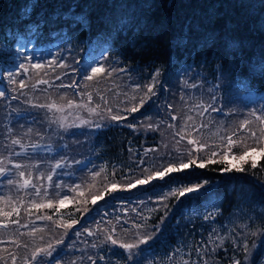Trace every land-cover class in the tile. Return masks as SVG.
Segmentation results:
<instances>
[{
    "label": "trees",
    "instance_id": "16d2710c",
    "mask_svg": "<svg viewBox=\"0 0 264 264\" xmlns=\"http://www.w3.org/2000/svg\"><path fill=\"white\" fill-rule=\"evenodd\" d=\"M34 2L35 7L31 11L30 19L21 20L25 9L33 0H0V76H6L7 72L14 71L19 60L17 43L10 33L23 32L25 25L37 21L41 13L43 18L48 20L55 11L67 13L71 10L73 15L85 14L89 21L88 27L78 24L69 26L70 21H58L55 24L49 22L39 35L26 37V41L30 39L34 44L48 48L73 43L77 48V61L73 62L77 72L95 58L106 67L127 68L147 76L149 80L142 83L143 80L137 79L133 73L131 78L134 80L130 82L129 76L125 73L124 75L113 73L112 77L102 79L99 83L95 79L89 81L92 88L95 87L94 93H102L108 101L107 104L104 100L101 101L103 110L106 107H113L114 114L125 116L126 119L119 124L113 122L110 126L98 129L92 138L85 140V146L83 144L79 146L77 156L81 157L85 155L86 149L91 148L89 146L92 141L93 153L101 165L96 172L101 174L93 177L92 173H85L82 195L74 192L71 196L69 209L75 211L73 216L75 220H80L83 205L93 208L92 203H88V197L93 198L96 194L104 193L105 188L111 184L135 183L136 180L143 179L155 171L163 170L170 163L178 167L181 162H187L190 153L207 160V156L203 155L206 150L196 152L185 146L175 153H168L165 157H157L162 159V163H157L160 165L158 168L155 164L150 168L141 163L155 157L153 155L155 148L163 139V134L159 131L168 128L167 124H160L158 130H147V125L152 124L154 118L146 114L147 118L143 117L144 112L147 113L154 108H159L161 112L163 101H168L171 105L169 108L174 109L179 97L173 96L178 92H171V89L174 88V82H176L174 86L183 83L182 77L188 66L191 65L198 71H209L213 77L221 81L228 93L229 86L234 81L249 84L258 91L264 90V77L260 75V65L264 63V0H34ZM185 33L186 46H177L178 38H182ZM230 43L237 46L230 48L228 46ZM84 52L89 55V59L83 56ZM157 72L158 80L162 83L157 90V96L145 108L130 114L126 109L138 104L137 99H131L135 96L132 93L135 84L139 83L143 90V86L150 83L151 77ZM79 73L84 77V73ZM124 84H128L129 88ZM119 86H123L121 89L126 93L122 96L124 99L120 96L114 99L111 96L115 89L120 88ZM4 87V91H7L6 84ZM142 90L140 94L135 91L136 96H141ZM112 100L115 101L114 105L111 104ZM116 102L118 106L115 105ZM174 113L175 110H172L171 115ZM40 117L41 120L33 126L36 130L34 133L36 136L32 139L34 141L48 138L46 131L51 133L48 126L52 121L48 110ZM137 117H142L140 123ZM135 119L137 122L134 123ZM235 120L239 121V118ZM127 124H135L137 127L134 130L126 127ZM1 129L3 132L6 131L5 127ZM184 135L187 141L188 135ZM4 136L0 134V137ZM238 136L240 139L243 138V131ZM73 139L82 140V136L69 137V140ZM171 154L177 159L170 161ZM219 158L220 156H216L214 159ZM253 158L257 160L258 168L252 170L250 164L245 165L247 169L245 173H221L218 169L223 165L218 163H209L203 169L192 166L171 174V180L156 179L134 189L120 190L116 194L119 198L113 199L129 202L144 196L149 198L157 196L154 202H158V205L154 209L162 207L163 204L168 205L167 225L147 251L148 255L156 256L162 263L164 256L180 242L191 241L192 238L201 236L199 227L190 225L187 213L204 208L209 203L217 205L219 216L216 220L220 224L226 221L234 222L235 217L240 216L241 221L234 222L239 234L242 225L247 226L244 231L248 233L264 230V159L258 154ZM199 162L198 159L197 164ZM227 163L239 162L228 157ZM104 166L106 171L101 172ZM145 169L148 171L145 172ZM90 180L95 183L93 186L96 188L93 192L89 190ZM205 180L209 181V184L196 194H189L179 200L174 197L166 201L159 199L173 188H183L203 183ZM0 197L5 198L0 200V209H3L1 205L9 200L6 209L10 208L8 212L12 213L15 204L13 205L14 201L10 199L11 195L1 194ZM55 206L54 204L51 209L46 207L37 209H40L39 213L42 214L44 211L52 212ZM162 214V211H155L149 216L147 223L156 224ZM13 216L2 215L0 219ZM17 217L22 220L28 219L25 207L20 206ZM19 232L18 229H12L7 243L2 248L0 245V264H13L11 259L13 255L16 256L15 264H25V258L31 259L32 256L29 249L41 246L40 242L33 243L29 239L35 236L33 229L28 233ZM18 239L19 243L16 245ZM248 241L251 246V236L248 237ZM22 244L24 245L21 246ZM237 244L242 245L239 236ZM22 250L28 252L27 257L16 255ZM114 251L120 253L123 250L117 248ZM206 257L211 259L213 264H233V260H240L243 264L245 253L242 246L234 247L232 240H225L223 247L207 252ZM263 257L264 248L258 249L253 257H250L249 264H258ZM144 258L147 259L140 258L141 264H146ZM38 260L44 261L46 258L39 256ZM116 261L117 264H126V260L119 255Z\"/></svg>",
    "mask_w": 264,
    "mask_h": 264
},
{
    "label": "rangeland",
    "instance_id": "374dc122",
    "mask_svg": "<svg viewBox=\"0 0 264 264\" xmlns=\"http://www.w3.org/2000/svg\"><path fill=\"white\" fill-rule=\"evenodd\" d=\"M83 56L89 59V55L86 52L83 53ZM26 57H32L33 59L29 62ZM76 57L77 48L73 43L69 42L63 47L48 48L36 45L32 40L30 43H26L23 54L19 55V60L15 67L16 69L19 63H24L28 71L24 72L21 69L15 72L14 69L16 75L15 84L9 82L7 75L0 76V91H4V84L8 87V90L5 91V96L0 97V134L5 135L0 137V167L10 169V171L0 175V195H11L10 199L14 201L13 205L15 204L11 210L12 216L13 214L14 216L0 219V221L8 224V227L0 228V245L2 248L7 243L6 241L11 237L10 232L12 229L20 230L19 233L24 231L28 233L31 229H35L33 231L35 236L29 237V239L33 243L40 242L41 246L39 248H46L49 244L56 246L57 240L62 239L64 241L57 248V253H54L60 264H93V260L96 264H117L116 254L119 252H115L114 249L120 248L112 246L110 242H105V236L110 234L113 238L124 243L135 242L137 239L135 234L145 231L144 229H137L135 225L143 224L145 222L144 217L153 215L154 212L149 210L154 209L158 205V202H154L157 196L151 198L144 196L135 201L122 202L114 200L113 197L105 193V199L99 200L97 206L90 207L89 209L94 210L87 215V218L81 217L78 220L80 223L74 225L72 230H68V235L65 236V228L60 225L70 223L73 220V216H75V211L69 209L71 196H73L74 192L82 193V186L85 184V173H92L93 170L97 171L98 167L101 166L93 153L92 141L89 146L91 148L85 150L84 156H77L78 148L81 144L85 146V140L92 138L98 130L94 127L95 124H109L107 119H101V116L107 117L108 114L101 106L102 99L100 95L94 93L95 87L92 88V84L84 80L80 76L81 74L74 69L73 62L77 61ZM54 60L55 63H52ZM37 62L43 64L44 67L40 69L32 68L31 64ZM60 64H66L67 67H59L58 65ZM133 73H135L137 79L143 80L142 83L149 81L147 76L128 69L125 74L129 76L128 80L130 82L134 80L131 78ZM20 80H24L27 86L21 89L19 86ZM182 80L183 83L177 86H174L176 84L174 82V88L171 89V92H178L177 95L173 96L179 97L176 105L174 104V109L168 107V101H163V110L161 112L159 108H154L152 111L148 110L147 113L144 112L143 117L148 115L154 118L152 119L153 122H151L152 125L156 126L157 130L160 124L168 125V128L159 131L163 134V139L155 148V153H151L155 157L148 161H143L147 167L153 168L155 164L158 168L160 165H157V163H162V159L157 157H165L168 153H175L185 146L191 151H196L198 144L201 142L209 145L208 148L211 149L205 148L201 150V152L206 150L203 155L208 156L211 151L220 152L223 147L220 137L231 135L237 131L240 121L245 118H251L248 116L251 109L259 110L264 106V100L259 99V96L264 94V90L258 91L249 84L234 81L229 86L230 90L228 93L226 87L223 88L221 81L213 77L207 70L198 71L190 65L186 69ZM40 81H48V83H40ZM73 81L76 82L77 86L68 87ZM161 84L160 82L156 91L160 89ZM61 85H64V87H61ZM85 85L88 86L86 87ZM191 85H195V87H191ZM119 87L115 89L114 94H111L114 99L119 98L118 96L124 99L122 96L126 95L121 89L123 86ZM125 87L129 88L128 84ZM14 88L16 91H13ZM135 91L132 93L136 96ZM140 92L138 91V94ZM85 93L92 94L93 100L91 102L87 101ZM249 93H252V95H249ZM213 96H215V100H213ZM12 97L17 98L12 99ZM136 97H138L137 100L139 101L140 96ZM69 100L84 101L89 103L90 107H95L99 104L100 108L97 113H90L86 108H77L75 106L72 108L64 107L63 111L33 107V105L48 104L53 101L58 105H66ZM114 102L112 100L111 104L114 105ZM208 104H213V106L222 109V111H204ZM115 105L118 106L117 102ZM197 105L201 106L196 107ZM112 109L114 112L113 107ZM47 110L52 124L48 126L51 133L45 130V134H48L50 138L44 137L41 141H34L32 139L36 136L34 134L36 130H34L33 126L41 120L40 116ZM172 110H175L173 115L177 117L176 120L171 119L173 116L171 115ZM201 112L204 114L200 115ZM188 116L193 117V120L187 121ZM234 117L239 118V121L235 120ZM141 120L142 117L138 118L139 123ZM83 121H89L90 123H83ZM185 121H187V126H185ZM135 122H137L136 119L134 120ZM61 124L64 127H61ZM170 125L175 127H170ZM202 125H207V127L201 129ZM257 125L258 122L253 127H257ZM2 127L6 128L5 132L2 131ZM181 128L184 129L182 135H188V140H197V145H190L188 140L181 139V136L176 135V132ZM74 135H81L82 140H69V137ZM238 135L234 138L240 139ZM16 139L20 140V144L12 143ZM177 141H179L178 144ZM73 142L75 143L73 144ZM33 145H37V147L33 148ZM149 151L151 152L150 149ZM233 151L238 155L236 149H233ZM255 155L257 154H253V156ZM229 157L230 160L239 162L232 159L231 156ZM174 159L177 158L172 157L171 154L169 160L172 161ZM77 161L84 162L87 166L84 167L83 164L76 163ZM57 162L62 163L64 167L56 169L57 174H53V180L49 182L47 175L50 174L51 169ZM17 164L21 165L19 169L16 167ZM21 171L25 173L24 177L19 176ZM25 179H30L37 188L41 189L40 196L35 195V190L31 186L26 188L20 186ZM8 180H12L13 184H8ZM16 181L20 183H16ZM56 183H61L68 187L56 189L53 187ZM88 183L90 184L89 190L93 192L96 188L93 186L95 184L94 181L90 180ZM76 185L79 187L74 188L73 186ZM45 190L48 193L47 196L44 195ZM56 192H60V197L56 196ZM65 195L68 199L64 201L63 205L54 203L56 205L55 209L58 207L59 212L54 209L52 212L44 211L41 214L39 213L40 209L38 210L32 206L33 203H46L49 198L56 201ZM99 195L101 194H96V196ZM15 196L16 199L14 200ZM92 199V197H88V203ZM6 202L10 201L6 200ZM7 203L1 205L5 212L10 210V208L6 209ZM20 206L26 208L27 220L18 218V213L13 210L15 208L20 211ZM85 207L87 206L83 205L82 212ZM31 214L34 215L30 218L29 215ZM206 215L211 218L205 220L204 217ZM38 216H51L52 219L41 220L37 219ZM218 216L219 210L215 203H209L204 208L189 211L187 213L188 221L190 225L199 227L201 236L194 237L191 241L180 242L171 252L164 256L162 263L157 260L156 256H150L145 252L142 255V257H147V259L144 258L146 259L145 263L213 264L212 260L207 259L206 256L207 252H212V249L216 248L219 243L216 240V236H227L225 240H232L233 236L238 239L239 233L234 222L241 221L240 216H236L234 222L226 221L220 224L216 220ZM12 220H16L18 223L13 224L11 223ZM113 227H115V231H113ZM85 228L95 232L96 235L88 236L84 233ZM76 231L82 233L79 238L75 235ZM210 233L213 243H209ZM38 236L41 237L38 238ZM18 243L19 239L16 245ZM26 244L28 245V242ZM93 244L96 247H92ZM34 249H37V247L33 246L29 250L33 253ZM16 255L27 257L28 252L22 250L20 254ZM40 256L44 257L43 254H40ZM89 257H92V260H89ZM51 259L46 258V260ZM262 260H264V257ZM52 264H56V261L53 260Z\"/></svg>",
    "mask_w": 264,
    "mask_h": 264
},
{
    "label": "snow or ice",
    "instance_id": "6c2138e0",
    "mask_svg": "<svg viewBox=\"0 0 264 264\" xmlns=\"http://www.w3.org/2000/svg\"><path fill=\"white\" fill-rule=\"evenodd\" d=\"M35 7V2L33 0V3L30 4L26 9H25V13L24 16L21 17V20L25 19V18H29L30 19V15H31V11L32 9ZM58 21H65V22H69L70 24L69 26H75V25H81L82 27H88L89 25V21L86 17L85 14H79V15H73L72 11L69 10V12L65 13V12H61V11H55L51 14V16L49 17L48 20H45L43 18V14H40V18L35 21V22H31L27 25H25L24 31L23 32H15V33H10V35L12 36L13 39L16 40L17 43V56L22 55L23 54V49L26 46V43H30L31 40H27L26 41V37H32L34 35H39L43 29V27L51 22L53 24H55ZM177 46L179 47H183L186 46L187 44V33H185V35L182 38H178L177 42H176ZM230 48L236 47L237 45L234 43H230L228 45ZM101 55H103V53H101ZM29 62H31V60L33 59L32 57H26ZM55 63V60L52 62ZM95 65V66H93ZM59 67H67L66 64H60L58 65ZM32 68L35 69H40L43 68L44 65L37 62V63H32L31 64ZM23 70L24 72H27L28 69L25 67L24 63H19V65L17 66V68L15 69V72H18L19 70ZM90 69V72H89ZM79 72L84 73V80L86 81H93L94 79L96 80L97 83H99L102 79L108 78V77H112L113 73H125L128 71V69L126 68H114V67H106L103 63L98 62L95 58L92 59L90 64H87L85 66H83L82 68L78 69ZM14 71H9L7 72V78L9 80L10 83L15 84L16 83V75H15ZM260 75L261 77H264V63H262L260 65ZM158 76L159 73L157 72L155 75H153L151 77V82L144 85L143 86V90H142V86L139 83L135 84V89L136 91H141L142 90V95L139 98L138 104L132 106L130 109H126V111H128L130 114L131 113H137L139 112L142 108H145V106H147L154 97L157 96V87L160 85V81L158 80ZM40 83H48V81H40ZM187 83V82H185ZM19 86L20 88H24L27 85L25 84L24 80H20L19 81ZM76 82L73 81L71 85H68V87H76ZM86 87L88 85H85ZM61 87H64V85H61ZM191 87H195V85H191ZM13 91H16V89L14 88ZM98 95H100V98L102 100H104L105 104H107V99L105 98V96L98 92ZM84 95L87 96V101L91 102L93 100V96L91 93H85ZM249 95H252V93H249ZM5 96V91H0V97H4ZM17 97H12V99H16ZM61 99H63V97H61ZM131 99L135 100L137 99L136 96L131 97ZM259 99L264 100V94L259 96ZM213 100H215V96H213ZM77 107V108H86L90 113H97V110L100 108V105L97 104L95 107H90L89 103H85L84 101H80L77 102L75 100H69L67 102L66 105H58L56 102H51L48 104H41V105H33V107H40V108H47V109H55L56 111H63L64 107L67 108H72V107ZM201 105H197L196 107H200ZM168 107H171V105H169ZM211 111V112H220L222 111V109H219L215 106H213V104H208L207 108L204 109V111ZM105 111L107 112V117L101 116V119H107L109 121V125H102V124H95L94 127L99 129L101 127H105V126H110L111 123L115 122L117 124H119L120 122L124 121L126 119L125 116H122L120 114H114L113 109L111 107H106ZM204 113L201 112L200 115H203ZM248 116L251 118H245L244 120L240 121L239 123V127L237 129V131L233 132L231 135L228 136H221L220 140L223 144V147L221 148L220 152L217 151H211L210 154L207 156V160H205L204 158L198 157L194 154L190 153L189 158L187 159V162H181L179 164V166L177 167L175 164H168L167 167H164L163 170L161 171H155L153 172L151 175H147L145 176V178L143 179H138L135 181V183H128L125 185H118V184H111L109 187H106L104 190V193H101V195L99 196H94L91 203L93 206H97V202L99 200H103L105 199V193H107L108 196L110 197H114V198H119L116 197V193L120 190H130V189H134L136 188L138 185H146L149 184L150 182L156 180V179H160V180H165L166 178L168 180H171V174L173 173H179L182 170H187L192 166H196L199 167L201 169L205 168L208 166L209 163H218L223 165L222 168L218 169V171H220L221 173H245L247 171V169L245 168V165L250 164V168L252 170H255L258 168V163L257 160L255 158H253V154H258L262 159H264V106H262L259 110L253 108L250 110V112L248 113ZM172 120H176L177 117L175 115H173L171 117ZM193 120V117L188 116L187 117V121H191ZM187 121H185V126H187ZM257 127H253V125L257 124ZM83 123H90L89 121H83ZM61 127H64L63 124H61ZM126 127L131 128V129H136V125L135 124H127ZM170 127H175L174 125H170ZM207 127V125H202L201 129ZM147 130L150 131H155L156 126H153L152 124H148L147 125ZM184 131L183 128H181L179 131L176 132L177 136H181V139H184V136L182 135V132ZM241 131H243L244 133V137L241 139H235L234 137H236ZM248 141H251V143H248ZM13 144H20V140L16 139L12 141ZM179 143V141H177V144ZM188 143L190 145H197V140L195 139H189ZM33 148H36L37 145H33ZM209 145L201 142L198 144L197 148H196V152H199L205 148H208ZM233 149H236V152H238V155L236 153H234ZM154 151V150H153ZM220 156V158L218 160L214 159L216 156ZM231 156L232 159L234 160H238L239 163L236 164H229L227 163V158ZM200 160V162L197 164V160ZM76 163L78 164H83L84 167H86L87 165L84 164V162L81 161H77ZM141 163H143V161H141ZM17 169H19L21 167V165L17 164L16 165ZM64 167V165L60 162H57V164L51 169L50 174L47 175V180L49 182H51L53 180V174H57L56 173V169L58 168H62ZM10 171V169H6L4 167H0V175L5 174L6 172ZM106 171V166L101 168V172H105ZM145 172L148 171V169L144 170ZM101 173L100 172H96V171H92V176L93 177H97L99 176ZM115 174V169H113V175ZM25 173L23 171L19 172V176L24 177ZM16 183H20L19 181H16ZM8 184H13L12 180H8ZM209 181L205 180L203 181V183H197V184H193L191 186H187V187H183V188H174L172 190H170L167 193H164L163 195H161L159 197L160 201H166L168 200L170 197H174L176 200H179L181 197H185L189 194H196L198 193L201 189H203L205 187V185H208ZM23 188H26L28 186H31L34 190H35V195L36 196H40L41 193V189L37 188V186L35 184H33L31 182L30 179H25L23 180V183L20 185ZM53 187H55L56 189H61L63 187H68L67 185H63L61 183H56L53 185ZM75 187H79L78 185L73 186ZM44 195L47 196L48 193L45 190L44 191ZM82 195V193H81ZM56 196L60 197V192H56ZM4 197H0V200H4ZM68 197L65 195L62 198L58 199V201H53V199L49 198L47 199L46 203L43 204H36L33 203V207L35 208H42V207H46V208H53L54 203H58L59 205H63L64 201L67 200ZM168 205L167 204H163L162 207L158 208V209H150V212H155V211H162L163 214L159 217V220L156 224L154 225H149L147 224V220L149 219V217H144V223L143 224H136L135 227L137 229H144L145 231L143 232H137L135 235L137 237V239L135 240V242L132 243H124L118 239H115L112 237V235H106L105 236V242H110V244L114 247H119L120 249H122L123 251L120 253H117V255L121 256L123 259L126 260V264H141V259L140 257H142V255L147 252L149 250V247L151 245V243L153 241H155L157 239V237L159 236V234L164 230V228L167 225V219L169 216V212H168ZM14 211H16L17 213H19V209H13ZM94 209H89L87 207H85L83 209V212H81V217L82 218H87V215ZM56 212H59V208L57 207L55 209ZM77 211H79V209H77ZM0 215L3 216H11L12 213L11 212H5L3 211V209H0ZM71 215V214H70ZM211 217L209 215H206L204 217L205 220H209ZM37 219H41V220H51L52 217L51 216H38ZM11 223L16 224L18 223V221L16 220H12ZM80 221L78 220H71L70 223L67 224H61L60 226L65 228V236L68 235V230H72L74 225L79 224ZM111 223V222H109ZM8 227V224L0 221V228H6ZM246 225H242L241 226V233L239 234V238L242 241V245H238L237 244V237L233 236L232 237V244L234 247H239L242 246L244 253H245V258H244V262L243 264H249V259L250 257H253L254 253L261 248H264V230H260V231H256V232H251L248 233L246 231H244V229H246ZM33 231H35V229H33ZM113 231H115V227H113ZM127 231V230H125ZM84 233H86L88 236H94L96 235L95 232L91 231L90 229L85 228L84 229ZM82 233H80L79 231L75 232V235L77 236V238H79V236ZM251 236L252 237V243L251 246H249V241H248V237ZM225 239H227V236H216V240L219 241V243L216 245V248H220L223 247ZM64 243V241L61 240H57L56 241V246H53L51 244H49L46 248H37L31 256V259L25 258V264H33V262H36V264H52V261L55 260L56 264H60L59 260L56 258V256L54 255V253H57V248L62 245ZM209 243H213L212 239H211V233H210V240ZM27 245H25L26 247ZM92 247H96L95 244L92 245ZM216 248H213L212 250L215 251ZM40 254H43V256L45 258H52L51 260H44V261H39L38 257L40 256ZM13 264H15L16 261V256L13 255L11 257ZM89 260H92V257L88 258ZM101 259H103V257H101ZM93 264H96V262L93 260ZM233 264H242V262L240 260H233ZM260 264H264V260H262L260 262Z\"/></svg>",
    "mask_w": 264,
    "mask_h": 264
}]
</instances>
